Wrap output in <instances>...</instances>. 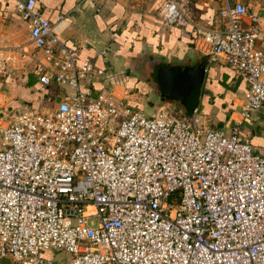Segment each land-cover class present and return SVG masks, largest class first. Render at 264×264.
<instances>
[{"label":"built area","instance_id":"obj_1","mask_svg":"<svg viewBox=\"0 0 264 264\" xmlns=\"http://www.w3.org/2000/svg\"><path fill=\"white\" fill-rule=\"evenodd\" d=\"M13 7L27 41L0 47V81L21 60L64 91L43 109L0 105V258L53 264L43 252L63 250L65 264H264V144L255 149L242 128L264 106V16L221 0L209 26L187 0L159 1L165 24L245 81L238 118L222 129L198 104L144 113L129 73L80 59L61 16L51 22L35 0Z\"/></svg>","mask_w":264,"mask_h":264},{"label":"crops","instance_id":"obj_2","mask_svg":"<svg viewBox=\"0 0 264 264\" xmlns=\"http://www.w3.org/2000/svg\"><path fill=\"white\" fill-rule=\"evenodd\" d=\"M78 1L35 0L38 10L51 22L57 16L62 17L58 23L59 33L67 45L78 51L80 59L85 55H94L98 64L104 63L109 66L106 53L111 49L112 54L116 56V62H122V65L117 67L129 73L128 82L137 90L135 95L139 92L136 98L141 97L148 88V83L144 84V81L138 78L137 74L140 71L150 73V68L158 60L182 62L188 57L204 55L196 49V44L189 45L188 41L192 38L182 33V27L167 25L160 19L158 15L160 0H92L94 7L80 5ZM237 1L244 3L249 10L264 16V0ZM220 6L221 0H187L188 14L202 25H218ZM183 29L187 30L188 27ZM27 35L26 22L14 9L13 0H0V47L26 43ZM193 41L198 42L197 39ZM104 47L105 53L100 58L96 52ZM149 56L159 58L150 60ZM23 63L21 60L13 63L11 74L15 69H24ZM226 70L230 72L231 69L222 59L218 57L207 59L205 78L202 81L203 85L200 86L197 100V104L211 122L222 129H227L232 124V118H238L245 88L244 79L232 70L234 76L230 77L231 79L223 86L219 80L221 72ZM28 71L30 72L26 69V72ZM25 80L20 78L17 82L9 75L0 81V88L4 90L10 87L12 90L9 91L10 98L14 94L20 97L26 90L30 92L35 87V83L27 85ZM34 80L38 83L36 78ZM236 82L238 83L235 85ZM39 86L42 87L41 84ZM61 91L62 87L58 86L54 101L60 96ZM20 102L30 104L16 99H10L9 104L15 106ZM36 105V107L46 106L41 100ZM242 128L243 131L247 130L254 148L261 149L264 144V106L253 111L248 121L242 122ZM47 252L44 253L45 256H50Z\"/></svg>","mask_w":264,"mask_h":264},{"label":"water","instance_id":"obj_3","mask_svg":"<svg viewBox=\"0 0 264 264\" xmlns=\"http://www.w3.org/2000/svg\"><path fill=\"white\" fill-rule=\"evenodd\" d=\"M205 67L206 61L201 56L188 57L185 61L171 64L158 60L150 71V78L168 97L190 110L197 104ZM162 101L156 96L153 104L156 106Z\"/></svg>","mask_w":264,"mask_h":264},{"label":"rangeland","instance_id":"obj_4","mask_svg":"<svg viewBox=\"0 0 264 264\" xmlns=\"http://www.w3.org/2000/svg\"><path fill=\"white\" fill-rule=\"evenodd\" d=\"M107 57H108V62H109V66L113 67L114 69H117L118 67L117 66H120L122 65V62L119 61L118 63L116 62V56L114 54H112L111 52V49L109 51H107ZM148 56V55H146ZM110 57V58H109ZM148 57H146L147 59ZM157 56H155L154 58L152 56H149L148 59L152 60V59H156L157 60ZM20 63V62H19ZM18 63V64H19ZM24 64V63H23ZM19 67V65L17 66ZM153 67V66H152ZM152 67L150 69H152ZM26 69L27 70H30V65L29 63H25L24 65V69H21V68H18V69H15L13 71V73L11 74V79H16L17 82H19L20 80V77L23 75V73H29L30 74V78H34L35 79V76L33 75V73L31 72H26ZM20 70H23V71H20ZM149 70V68H148ZM141 80L144 81V84H147L149 86V88H147V90H144V94L139 97V98H134V100H136L138 102V105L141 106L142 110L144 113L148 114L152 111L153 109V106H154V102L156 101V96L154 94H157L159 95V99L160 100H166L168 98L164 97L163 96V91H161V89H159L158 87H156V85H154V83L151 81V78H150V73L148 71V73L146 72H142L140 71L138 74H137ZM11 88L10 87H7L6 89H2L0 88V91H2V95H0V104H2V108L3 109H6L7 110V105L10 103V99H16L17 101H26V99H24L23 96H18V95H13L11 98L9 97L10 95V92L9 91H12L10 90ZM30 90V89H29ZM33 90V89H31ZM62 91H64V88H62ZM143 91V90H141ZM141 93V92H140ZM154 93V94H153ZM136 96H139V92L138 94H136ZM172 103L174 105H172L174 107V110L177 114H184L183 113V108L181 106H178L177 103L174 101H172ZM18 104H16L15 106H17ZM44 107L43 106H40L39 109H43ZM7 112H9V109L7 110ZM3 117H7V114L6 115H3ZM87 224L90 225V226H94L95 225V219L94 218H88L87 219ZM47 254H49L53 260V264H65L67 259H68V253H66L65 251L63 250H50L47 252ZM0 264H14L10 259L8 258H0Z\"/></svg>","mask_w":264,"mask_h":264},{"label":"trees","instance_id":"obj_5","mask_svg":"<svg viewBox=\"0 0 264 264\" xmlns=\"http://www.w3.org/2000/svg\"><path fill=\"white\" fill-rule=\"evenodd\" d=\"M189 45H192V40L188 41ZM202 58H204V60L207 62V55H201ZM167 64H171L172 62H166ZM234 76L233 72L230 70V72L226 71H222L221 72V78L219 80V82L224 86L226 85L227 80L231 79L230 77ZM20 78L22 79H26L25 83L27 85L33 84L35 83V87L33 90H31L30 92H28L27 90L24 92L25 94H23L22 96L24 97V99H26L27 102H29L31 104V106L33 108H36V104L38 103V101H43L44 105H50L52 103L53 97L55 96V94L58 91V86H56L55 84L49 85V86H39V84L37 82H35V80L32 78H30V74L28 73H24ZM205 78V75H204ZM238 82L235 83V85ZM129 86H132L129 84ZM203 85V84H202ZM162 91V90H161ZM163 96L168 98L166 100L163 101H168L170 102L171 105H174L172 103V101L174 102L175 100L171 99L170 97L167 96V94L163 91ZM177 103L178 106H181L183 108V106L175 101ZM197 103V102H196ZM12 106H14V104H8L7 105V109L11 108ZM183 113L186 115L189 113V110H186L185 108H183ZM45 252H43L44 254ZM45 255V254H44Z\"/></svg>","mask_w":264,"mask_h":264},{"label":"flooded vegetation","instance_id":"obj_6","mask_svg":"<svg viewBox=\"0 0 264 264\" xmlns=\"http://www.w3.org/2000/svg\"><path fill=\"white\" fill-rule=\"evenodd\" d=\"M148 86V85H147ZM148 88H149V86H148ZM154 94V93H153ZM155 96H159V95H157V94H154Z\"/></svg>","mask_w":264,"mask_h":264}]
</instances>
